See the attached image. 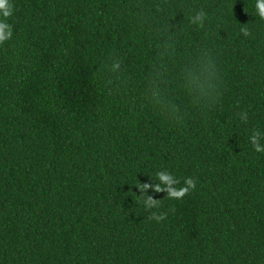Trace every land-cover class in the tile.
I'll return each instance as SVG.
<instances>
[{"label":"trees","instance_id":"16d2710c","mask_svg":"<svg viewBox=\"0 0 264 264\" xmlns=\"http://www.w3.org/2000/svg\"><path fill=\"white\" fill-rule=\"evenodd\" d=\"M10 2L0 264H264V153L249 141L264 132L256 0ZM158 171L196 187L169 199Z\"/></svg>","mask_w":264,"mask_h":264},{"label":"clouds","instance_id":"9594fccd","mask_svg":"<svg viewBox=\"0 0 264 264\" xmlns=\"http://www.w3.org/2000/svg\"><path fill=\"white\" fill-rule=\"evenodd\" d=\"M255 8L257 10L258 17L261 20H264V0H256ZM13 14L14 5L10 2V0H0V45H3L9 41L13 36L11 25L7 22V18L11 17ZM208 19L209 18L204 11H197L189 18L191 24L199 27H203ZM244 35H248V33L245 31ZM120 67L121 65L118 61L112 64L113 71L118 70ZM212 72L213 75H215L214 69ZM190 83L194 90L199 89L201 92L204 91L203 84L199 82L198 78L193 77ZM210 86L211 85H209V87ZM239 118L241 121L247 123V112H242ZM249 141L255 152L264 153V132L260 130H254L249 136ZM151 178L153 179L152 176ZM153 180L159 182L155 184L154 191L166 192L167 198L169 199H181L189 192L190 189H194L196 187V182L191 177L184 180L185 186L179 188L175 187L179 181L176 176L169 171H158L155 175V179ZM138 187L140 188L141 192L145 193V195H141L144 197V207L148 210L157 209L159 207V200L146 195L148 190L153 188V186L150 184H139ZM150 219L160 222L165 219V215L152 213Z\"/></svg>","mask_w":264,"mask_h":264}]
</instances>
